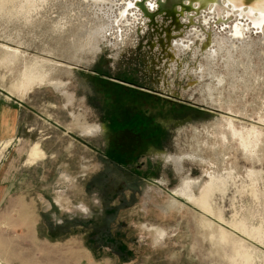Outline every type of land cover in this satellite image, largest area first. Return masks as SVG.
Wrapping results in <instances>:
<instances>
[{"label": "rangeland", "instance_id": "1", "mask_svg": "<svg viewBox=\"0 0 264 264\" xmlns=\"http://www.w3.org/2000/svg\"><path fill=\"white\" fill-rule=\"evenodd\" d=\"M260 11L0 0V221L20 197L45 241L13 229L17 264H264Z\"/></svg>", "mask_w": 264, "mask_h": 264}, {"label": "crops", "instance_id": "2", "mask_svg": "<svg viewBox=\"0 0 264 264\" xmlns=\"http://www.w3.org/2000/svg\"><path fill=\"white\" fill-rule=\"evenodd\" d=\"M29 144L30 142L29 143L22 142L21 144H19L17 148L19 149V151H23L25 153V161H27L28 151L33 143L30 146ZM5 193L6 192L2 194V192H0L1 199H2V196L3 197L6 196V198L8 196L9 198L10 195L8 194L5 195ZM13 201H16V203L19 205V207L21 206V208L19 209L14 208L13 206L16 205V203H14ZM13 201L11 202L12 205H10L12 209H10V207L9 208L6 207L4 212H2L4 213L2 221L4 219L6 221L5 224H2V222L0 221V264H17V261H19L17 257L21 258V263L22 261H27V259H30L31 262H33V260L35 259V255L31 251L28 254H25L22 252V250L18 251L16 249L15 240H12V238L13 237L15 238V235H17V233H13L12 232L13 229L21 230L22 232H24L22 237H24L25 240L32 242V244L33 242H35V245L39 246V249L37 251L35 250V253L36 252L38 253V251L40 252V249L43 248L44 242H45L44 240L38 239V236L36 233L37 232L36 230L38 229L37 224H36L37 219L34 213L30 212L31 211L30 206L27 203H24V201H22L20 197H17ZM13 209L19 210V213L17 216L15 213L12 216H10L11 215L10 210H13ZM43 257H44L43 259L45 260V264H51L54 262L53 260L55 259L52 256V254H50L49 251L45 253L43 252ZM26 264H31V263L26 262Z\"/></svg>", "mask_w": 264, "mask_h": 264}, {"label": "bare ground", "instance_id": "3", "mask_svg": "<svg viewBox=\"0 0 264 264\" xmlns=\"http://www.w3.org/2000/svg\"><path fill=\"white\" fill-rule=\"evenodd\" d=\"M200 3V5L201 4H203V5H206L207 4V2L206 1H200L199 2ZM223 2H221V5L223 6L224 4H222ZM232 4V3H231ZM241 4V3H240ZM230 5V4H229ZM234 6H238V5H235L234 4ZM240 6V5H239ZM247 7V6H246ZM251 9H252V7H250V11H251ZM257 13H260V14H263L264 13V11H260V12H257ZM247 15V14H246ZM249 16V15H248ZM252 16V15H251ZM250 16V17H251ZM255 19L257 18V17H254ZM259 19V18H258ZM257 20V19H256ZM260 20V19H259ZM89 33V32H88ZM89 40V39H88ZM215 51V50H214ZM43 151L39 148V143H37V144H35V145H33L32 146V148H31V150H30V156H31V158H33V159H37V158H40V157H42L43 156ZM186 186L188 185V182L185 184ZM183 187V186H182ZM185 187V186H184ZM184 190V189H183ZM176 192H177V190H173L172 191V196H173V199H176V197H175V195H176ZM189 193H190V191H188ZM182 193V192H181ZM181 193H179V194H181ZM186 193V194H185ZM184 194L186 195V196H190L191 195V193L189 194V193H187V192H185ZM178 194V193H177ZM192 196V195H191ZM208 191L207 190H204L203 191V193H202V196H201V198H200V200L203 202V207H205V205H207L204 201H207V199H208ZM177 201H179V200H177ZM196 202H198V200L196 201ZM203 214H207L206 212H202ZM210 221V220H209Z\"/></svg>", "mask_w": 264, "mask_h": 264}]
</instances>
